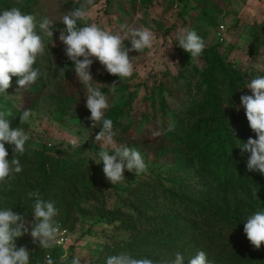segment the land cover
Segmentation results:
<instances>
[{
  "label": "rangeland",
  "instance_id": "1",
  "mask_svg": "<svg viewBox=\"0 0 264 264\" xmlns=\"http://www.w3.org/2000/svg\"><path fill=\"white\" fill-rule=\"evenodd\" d=\"M8 2L10 6L34 13L38 20L49 18L54 26L53 38L45 35L48 47L37 59L41 78L26 89H21L16 81L12 82L8 94L0 96V109L11 112L12 127L23 128L29 135L25 145L27 152L43 153L54 159L46 165L49 174L66 170L71 162L94 169L92 176L81 183L82 193L70 188V198L56 217L60 232L64 233L61 243L55 246L57 256L33 243L30 232L17 239V247H27L36 264H47L49 257L53 264H70L73 256L81 257L82 264H106L107 257L124 252L148 234L153 221L157 222H153L156 230L167 238L168 215L175 218L172 219L174 222L186 205L179 194L182 183L176 181L182 180L183 184L189 185L188 191L193 186L196 194L202 188L207 190L202 185L207 180L198 179L194 168L182 171L177 167L175 152L186 150L185 141L180 145L167 141L179 125L187 128L192 124L193 112L201 103L206 88L204 77L209 67L202 56L193 60L189 53L178 47L176 35L185 29H195L204 38V49L215 48L223 62L240 73L246 86L258 74V66L264 67V0H91V4L88 0ZM82 5L90 13L89 23H97L114 32L148 27L155 37L150 49L130 52L135 68L132 77L119 81L98 59L92 58L93 79L109 94L110 107L105 115L110 111H122L114 123L115 141L137 148L148 164L146 174L135 175L125 170V180L114 185L106 178L102 162L97 164L90 159L99 149L95 137L101 130L100 125L90 119L85 89L59 39L65 27L61 18ZM125 44L130 46L128 41ZM214 76L217 79L219 75L214 73ZM114 83L115 92L112 93L109 90ZM245 86L228 98L227 89L216 83L227 119L234 127L248 122L240 105L241 95L251 94ZM231 100L234 104H230ZM59 101L68 104L67 111H60ZM26 109L32 110V116L27 122H21L20 115ZM73 138L78 142L75 148L69 142ZM161 149H173L174 152L166 153ZM27 177L26 172L13 174L0 184V199L7 198L14 210L17 207L31 221L33 201L28 194L39 188L35 186L28 190L14 185ZM84 185L98 191L97 199L85 195ZM21 190L24 192L19 194ZM20 196H26V200L22 201ZM139 198L150 201L154 208L145 209ZM199 203L198 199L189 202L191 207H197ZM126 218L132 220L130 229L121 224ZM191 245H194L193 241ZM119 248L122 251L118 252ZM200 248L197 245L187 258L194 256ZM177 251L186 255L181 243L175 248ZM187 258L184 264H188ZM248 260L247 264H264V258L256 259L255 254Z\"/></svg>",
  "mask_w": 264,
  "mask_h": 264
},
{
  "label": "clouds",
  "instance_id": "2",
  "mask_svg": "<svg viewBox=\"0 0 264 264\" xmlns=\"http://www.w3.org/2000/svg\"><path fill=\"white\" fill-rule=\"evenodd\" d=\"M91 4V0H88ZM90 13L85 6L73 8L67 12L61 22L65 26L59 39L65 45V54L72 62V67L85 89L86 107L90 110V119L100 125L95 137L99 149L90 159L103 165V172L111 185L125 180V170L135 175L146 174L148 164L141 152L127 143H117V130L112 119L105 113L109 109V94L97 86L93 79L91 65L93 57L104 69L121 79L133 76L135 71L130 52H142L150 49L154 42V33L148 27L127 28L123 32H114L97 23H89ZM80 22H83L81 25ZM53 22L44 17L38 20L34 13L23 11L19 7L0 9V96L8 94L12 77L21 89H26L41 76V69L36 66L39 56L45 53L47 37L53 38ZM128 41L130 46L125 44ZM178 47L190 54L191 59L200 57L205 48L204 38L195 29L178 32L175 38ZM115 83L110 92H115ZM244 88L251 94L240 97V105L245 111L249 126L255 138L237 143L242 153H248L247 168L264 174V67L258 66V74ZM239 110V106L238 109ZM11 112L0 109V184L13 174L23 171L19 155L26 151L25 145L30 137L23 128L12 127ZM32 110L26 109L20 115L21 122H27ZM234 134V133H233ZM159 135V133H154ZM235 136V135H234ZM73 148L78 146L75 138L71 139ZM13 156L8 159V147ZM32 217H27L12 207L0 205V264H31V252L25 246L17 247L16 241L29 233L40 248L51 249L61 243L60 226L56 220L59 209L54 201L44 199L39 191L30 192ZM244 233L257 249L264 242V209L256 210L245 218ZM66 259V258H65ZM186 257L177 251L174 256L151 258L120 253L107 257L106 264H184ZM188 259V264H214L208 252L198 251ZM47 264H53L49 257ZM70 264H82L79 256H73Z\"/></svg>",
  "mask_w": 264,
  "mask_h": 264
},
{
  "label": "trees",
  "instance_id": "3",
  "mask_svg": "<svg viewBox=\"0 0 264 264\" xmlns=\"http://www.w3.org/2000/svg\"><path fill=\"white\" fill-rule=\"evenodd\" d=\"M8 1L0 0V9L13 7ZM21 9L27 11L25 8ZM201 56L209 65L204 77L206 88L201 103H198V108L193 112L192 124L187 128L179 125L167 141L174 145H180L185 141L186 150L175 152L177 167L182 171L194 168V175L198 176V179L207 180V183L202 184L207 190L202 188L196 194L193 186L192 190L188 191L189 185L183 184L182 180L176 181L182 183L179 194L185 199L186 205L174 222L172 219L175 218L168 215L165 230L169 236L163 237L160 230H156L153 221L149 233L124 252L151 258L174 256L175 248L181 243L186 250L184 255L186 258L199 245L201 248L197 251L208 252L209 259L213 258L215 264H247L250 262L248 258L254 254L256 259L264 258V242L257 249L244 233L245 218L256 210L264 209V174L250 171L246 166L249 154L242 153L236 146L237 143H242L241 141L246 142L249 137L255 138L249 122L243 121L238 128L232 126L227 119L222 97L216 89V83L222 84L228 91V98H231L240 87L245 86L246 81L237 70L223 62L215 48L204 49ZM214 73H218L217 79ZM16 80L17 78L13 76L12 82ZM230 104H234V101L231 100ZM59 105L61 112L67 111L68 104L59 101ZM120 113L121 110L110 111L106 117L115 123ZM161 150L166 153L173 151ZM8 151V159H11L13 156L11 147H8ZM19 159L23 165L21 173L26 172L28 177L23 182L14 183V180L11 182L28 190L38 186L39 193L44 199L54 201L59 210L70 198V188L74 187L75 191L79 190L78 192L82 193L79 189L81 183L89 179L94 172L90 166L71 162L66 170L51 175L46 165L52 163L54 160L52 157L25 151L23 155H19ZM91 186L84 185L83 191L87 197L91 195L97 199L98 191ZM22 192L24 190L19 194ZM24 197L20 196V199L26 200V196ZM139 199L140 205L145 209L154 208L150 201ZM195 199L200 203L197 207H191L189 202L193 203ZM168 200L171 201V198ZM0 205L14 208L7 198L0 199ZM16 211L22 213L17 207ZM130 221L132 220L126 218L121 224L130 229L133 225ZM192 241L194 245H191ZM153 245L156 246L152 247ZM49 251L57 256L56 247ZM117 251L120 252L122 249L119 248ZM31 264H36L32 256Z\"/></svg>",
  "mask_w": 264,
  "mask_h": 264
},
{
  "label": "built area",
  "instance_id": "4",
  "mask_svg": "<svg viewBox=\"0 0 264 264\" xmlns=\"http://www.w3.org/2000/svg\"><path fill=\"white\" fill-rule=\"evenodd\" d=\"M63 234H64V233H61V232H60V235H59V236H60V237H59V240H62V235H63Z\"/></svg>",
  "mask_w": 264,
  "mask_h": 264
}]
</instances>
